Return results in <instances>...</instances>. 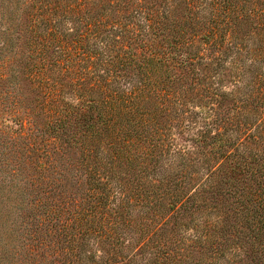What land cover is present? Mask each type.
Listing matches in <instances>:
<instances>
[{
  "label": "trees",
  "instance_id": "1",
  "mask_svg": "<svg viewBox=\"0 0 264 264\" xmlns=\"http://www.w3.org/2000/svg\"><path fill=\"white\" fill-rule=\"evenodd\" d=\"M0 137V264H264V0H0Z\"/></svg>",
  "mask_w": 264,
  "mask_h": 264
},
{
  "label": "rangeland",
  "instance_id": "2",
  "mask_svg": "<svg viewBox=\"0 0 264 264\" xmlns=\"http://www.w3.org/2000/svg\"><path fill=\"white\" fill-rule=\"evenodd\" d=\"M1 138V137H0ZM1 144H4V146H5V142H4V140L1 138ZM0 149L2 150V151H6L5 153L7 154L6 155V157H8V159L11 161L12 160V162H13V160L15 159L14 157H15V154H16V151L15 150H13V147H11L9 144H7L5 147H2L1 145H0ZM16 161H18L17 159H15L14 160V162H16ZM1 257H2V255H1ZM2 259H3V262L2 263H5V258H3L2 257ZM5 264H7V262L5 263Z\"/></svg>",
  "mask_w": 264,
  "mask_h": 264
}]
</instances>
